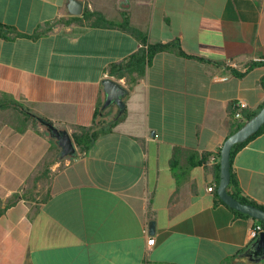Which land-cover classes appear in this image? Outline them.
<instances>
[{
  "label": "crops",
  "instance_id": "crops-1",
  "mask_svg": "<svg viewBox=\"0 0 264 264\" xmlns=\"http://www.w3.org/2000/svg\"><path fill=\"white\" fill-rule=\"evenodd\" d=\"M0 0V101L15 100L74 136L120 106L103 80L124 84L127 115L92 148L64 155L47 126L13 107L0 123V264H264V232L210 192L224 142L264 104V0ZM85 10L128 12L156 53L130 89L109 66L140 41L93 26ZM74 139V137H73ZM241 195L264 205V132L232 158ZM156 223L155 233L150 224ZM148 227V231H146ZM155 238V244L149 240Z\"/></svg>",
  "mask_w": 264,
  "mask_h": 264
},
{
  "label": "trees",
  "instance_id": "trees-1",
  "mask_svg": "<svg viewBox=\"0 0 264 264\" xmlns=\"http://www.w3.org/2000/svg\"><path fill=\"white\" fill-rule=\"evenodd\" d=\"M84 17L90 21V23L93 26H101V27H115L118 26L122 28L123 30L133 34L141 43L140 48L133 54H131L129 57L126 59L120 61V62H114L112 63L109 68L108 72L111 76H115L117 78H126L127 84L130 89H132L146 74L147 67L148 65L152 62L153 57L156 55V53L164 50H172V49H177L180 54L186 55V53L182 50L181 45L179 41L175 42H170V43H150L149 42V37L148 34L143 31L141 28L136 27L131 23L130 20V15L128 12L123 13V20L121 22H117L114 20H111L107 18L102 12L100 11H89L85 10L84 12ZM49 29H51V25L46 28V30H38L37 32L33 34H26L23 32L18 31L15 27L13 26H8L5 24L0 23V34L3 37H7V32L12 31L15 33V36H30L33 38H38L41 35H43L45 32H47ZM263 83H264V78H263ZM124 105L120 107L119 113L116 117V119L112 121H108L106 118L102 117L104 116V110H100L99 113H97V116L100 114L101 119L100 121H95L94 125L90 127H81L77 132L74 133V140L80 147L81 151H89L98 137L100 136L101 133L112 131L113 128L120 122L122 121L126 115H127V108H126V100L124 101ZM264 106V104L261 106V108ZM9 107H13L15 109H18L21 111L25 117L26 120L29 121L31 120L35 124H42L47 126L48 123L53 124L51 120L48 118L38 115L28 108H26L23 104H21L18 101L15 100H10V101H0V109H6ZM258 111L244 114L243 119L233 130V133L240 129L248 120H250L252 117H254ZM264 132V125L263 127L254 135H252L249 139L242 143H237L234 145L233 150H232V158L235 156V154L246 145V143L257 136L258 134ZM220 174H221V165L219 164L218 166V185L220 183ZM236 186V181L232 177V182L230 184V192L239 200L243 202H248L251 204H255L257 206H260L264 208L263 204H259L258 202L254 200H250L249 198L241 195L240 192H238L236 189H234ZM218 186L215 189V193L217 195V198L225 203L219 196L218 194ZM227 204V203H225ZM228 205V204H227ZM235 213L238 215L242 216H248L252 217L251 215L241 212L230 205H228ZM254 218V217H252ZM254 220L257 222V224L263 225L264 226V221L260 219L254 218Z\"/></svg>",
  "mask_w": 264,
  "mask_h": 264
},
{
  "label": "water",
  "instance_id": "water-1",
  "mask_svg": "<svg viewBox=\"0 0 264 264\" xmlns=\"http://www.w3.org/2000/svg\"><path fill=\"white\" fill-rule=\"evenodd\" d=\"M69 8L72 14L79 15L83 13L84 4L80 0H70ZM103 84L106 91V101L104 107H108L114 103L118 104L120 107L123 106L125 103V96L129 92L128 88L112 77L105 78L103 80ZM263 125L264 106L254 117L248 120L240 129L232 133L224 142L221 150V174L217 191L220 198L231 207L247 213L256 219L264 221V208L239 200L230 192L229 189L232 182V150L234 145L249 139L252 135L257 133ZM47 127L51 134L57 138L64 155L67 156L76 152L74 139L69 132L61 130L51 123H48ZM150 229L151 233H155V221L151 222ZM258 249V252L260 253L264 251V234L260 237Z\"/></svg>",
  "mask_w": 264,
  "mask_h": 264
},
{
  "label": "built area",
  "instance_id": "built-area-1",
  "mask_svg": "<svg viewBox=\"0 0 264 264\" xmlns=\"http://www.w3.org/2000/svg\"><path fill=\"white\" fill-rule=\"evenodd\" d=\"M259 62H264V58H260L258 59ZM234 110H235V117L237 119H241L243 117V110L247 107V104L246 102H243V101H238V102H235L234 104ZM217 188L216 185H210L208 187V190L210 192H215V189ZM146 231H148V227H146ZM259 232H264V226L263 225H260V224H257L255 226V229H254V232L253 234L256 235L258 234ZM155 238L154 237H151L150 240H149V243L151 245L155 244Z\"/></svg>",
  "mask_w": 264,
  "mask_h": 264
},
{
  "label": "rangeland",
  "instance_id": "rangeland-1",
  "mask_svg": "<svg viewBox=\"0 0 264 264\" xmlns=\"http://www.w3.org/2000/svg\"><path fill=\"white\" fill-rule=\"evenodd\" d=\"M7 118H9V116L5 115V111H3V110L1 111L0 110V123L5 121Z\"/></svg>",
  "mask_w": 264,
  "mask_h": 264
}]
</instances>
